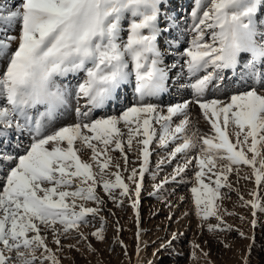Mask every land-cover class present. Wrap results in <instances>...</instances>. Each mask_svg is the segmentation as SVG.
<instances>
[{
    "label": "snow or ice",
    "instance_id": "1",
    "mask_svg": "<svg viewBox=\"0 0 264 264\" xmlns=\"http://www.w3.org/2000/svg\"><path fill=\"white\" fill-rule=\"evenodd\" d=\"M169 7V0H0V59L7 58L0 71V264H60L57 253L77 249L88 235L104 242L107 221L101 212L108 200L118 207L128 200L139 224L154 139L173 145L158 167L183 157L154 188L192 183V211L201 227L216 218L218 223L207 224L214 234L233 230L224 215L234 213L218 203L227 195L221 189H232L228 177L234 171L251 167L258 188L244 206L253 209L256 225V212H264L258 190L264 186V22L258 19L264 0H192V24L185 30L191 40L183 48L172 35L181 17ZM165 35L172 37L167 47L175 49L171 64L160 48ZM238 69L246 90L228 101L207 98L209 86L223 83L226 70ZM174 84L190 88L192 99L166 108L146 102ZM129 85L136 103L119 115L92 117ZM71 97L77 122L47 131ZM191 105L201 109L211 134L194 128ZM134 147L140 167L129 170L125 149ZM116 150L123 154V170L113 163ZM189 168L194 175L185 181ZM122 171L130 174L125 178ZM89 201L95 206H87ZM95 219L100 228L85 234L81 226ZM70 238L76 243H62ZM120 244L127 255V245ZM88 248L96 251L90 243ZM192 249L193 259L199 258L197 249L208 256L198 244ZM139 251L137 246V256Z\"/></svg>",
    "mask_w": 264,
    "mask_h": 264
},
{
    "label": "rangeland",
    "instance_id": "2",
    "mask_svg": "<svg viewBox=\"0 0 264 264\" xmlns=\"http://www.w3.org/2000/svg\"><path fill=\"white\" fill-rule=\"evenodd\" d=\"M170 1H173L170 3L171 8L175 7L176 8L175 10L178 9L180 10L182 8L181 10L182 13L180 12L177 15L178 17H181L179 29L175 30L176 32L175 35L173 36H179V39L181 41V48L187 47L189 46V41L191 40V34L186 33L185 30L189 28L190 25L192 24V20L189 15L192 8V0H170ZM187 1L188 2L190 1L189 6L186 7L185 4L183 8L182 5H184V3ZM258 19L261 22H264V9H262L261 12L259 13ZM125 26H127V24H125ZM167 40H168L167 38L164 39L163 37L160 39L159 42L160 48L167 49L170 51L172 49H169L167 47ZM12 46L15 48L16 45L13 44ZM247 58H248L247 54H244V59ZM239 71L240 70L238 69L237 74H233L231 70H226V72L224 73L226 78L223 81V83L219 85L214 83L209 86L207 91V98L208 99L215 98L222 101H228L233 94H237L239 92L246 90L245 84L239 77ZM201 75H203V73H201ZM76 82H77L76 79H72L73 84H75ZM65 83H67V81H65ZM229 85L231 87L236 88L237 90L229 91L227 88ZM178 87H179L178 90H180V86ZM124 98H126V96H124ZM137 99L138 98L136 97V95L133 94V102L129 103L127 99H124L125 101H127V105L119 109L118 111L107 110V112H102V110H95L92 114V117L96 118L106 114L119 115L123 109L130 107L132 104L136 103ZM81 102H83V100H81ZM146 102L150 103L149 99ZM110 103L111 102L107 104L106 108L109 106ZM175 103L176 101H171L170 103L165 104L163 106L167 107ZM76 106H77V101L75 97H71L69 99L68 107L62 110V112L60 113V119L50 123V126L47 128V131L52 132L61 126L70 125L77 122L78 117L75 112ZM40 110L42 111L43 109ZM190 114L191 117L193 118L194 128L198 129L201 135L211 134L210 124L205 120V118L202 115L201 109L197 105H191ZM156 127L159 132V125H156ZM24 142L29 143L27 137L24 138ZM155 143L157 145H160L158 140L156 139L153 140V144ZM160 147L163 150L161 149V152H159V155L162 156L161 158L159 157V159H165L167 158L168 153L172 150L173 145L169 144L167 147L160 145ZM151 149L153 150V148ZM133 150H135V147L132 150H129L127 148L125 149L126 152L128 151L127 152L128 168H130V166L134 167L135 163H138V159L136 158L137 152L136 150L135 151ZM90 154H91L90 151L85 152L83 154V158L88 159ZM129 154L131 156H129ZM111 155L113 156V163L114 164L119 163L121 166V170H123L124 167L123 154L120 153L118 150H116L113 151ZM133 155L135 156L132 158ZM134 158L136 160H134ZM177 163H183V157L178 156L177 159L173 160L171 163H164L159 165V168H158L159 163L155 162L151 167V170L153 173L159 171V173H157L159 175V179L156 180L157 181L162 180L160 181L162 183L164 181L163 179L169 176L168 174L173 173ZM111 171L115 172L116 169L113 167L111 168ZM164 172L166 176L164 175ZM186 173L187 174H185L184 177L187 176V179L184 180L190 181L193 178L194 169L189 168ZM245 177H250V178L246 179ZM228 180L232 184V189L231 190L227 188L221 189V191L223 193H226L227 195L222 202H218V203H220L222 209H226L227 212L234 213L233 215H227V214L224 215V220L227 222V224L233 226V230L227 232H218L215 234L208 231L207 224L218 223L216 218L214 217L209 218L206 222H203L204 227H201L200 225L202 221L200 217L195 215L192 211L193 195L190 189L193 186V184L188 182L169 183V185L176 193V195L177 196L181 195L180 200L184 199L183 201L181 200L182 201L181 204L183 205L181 210L184 211L187 210L189 216L192 215L191 217L192 219H194L195 222L189 228L188 238L185 239L183 243H179V246H176V249L175 247L172 250L170 249L169 253L171 252L173 255L171 256L167 255V259H166L167 264H245V259L247 260V264H264V212H260V211L256 212L255 219L257 222L256 225L253 226V224L251 223V221L254 219L252 215L253 209L244 206L245 201L253 199L252 192L253 190H256L258 188V186L255 184L253 171L249 166H241L239 174H237L234 171L228 177ZM143 183L144 184L141 192L142 195H144L143 189L145 191L146 189L145 187H147V189L151 187L148 186V183H146V185L145 182ZM258 190L261 200L262 202H264V186L259 187ZM101 195L104 194L101 192ZM105 199L106 200L108 199L107 196H105ZM87 206H95V204L89 201L87 202ZM140 207L142 211L140 213L139 222L142 225H146L147 222L153 220L152 222H156V224L160 223L156 229L163 230L162 223L165 222L164 219L167 216V213H161L158 216L145 218L146 211L143 209H146L147 207L144 206L143 200L141 201ZM105 208L107 210L102 211L101 215L107 221V223L105 224V235L107 237L106 240L104 242H100L95 237L88 235L87 242L81 241L77 245V249L79 250L65 247L63 252L57 253V255L60 257V264H124V263L135 264L134 261L135 259H133L136 257L135 244H133L132 242L134 239L133 229L136 219L133 208L130 205V202L126 200L123 207H118L115 204H113L111 200H108ZM150 211L151 210H149V212ZM117 221L119 223V228L121 229L119 231L117 230ZM100 226H101L100 220L95 219L93 221V225L87 227L82 225L81 228L82 231L85 232V234H89L92 231H95L96 229L100 228ZM240 232L244 233V237L240 235ZM167 234L166 232L164 233V235ZM72 235L74 236L75 233H73ZM49 239H51V237H49ZM120 241H123V244L127 245V255L125 254V248L121 246ZM62 243L64 245L75 244L76 240L70 238L63 240ZM88 243H90L96 249L95 252H92L88 248ZM193 244L200 245V248H202L204 252L208 253V256L204 257L197 249L196 255L199 258L193 259L190 255V253L193 250L192 249ZM50 247L55 249L56 246L54 244H50ZM151 247L152 245H150V248L145 250L144 256L147 258L151 256ZM37 255H40V253L38 252ZM129 257L131 259H129Z\"/></svg>",
    "mask_w": 264,
    "mask_h": 264
},
{
    "label": "bare ground",
    "instance_id": "3",
    "mask_svg": "<svg viewBox=\"0 0 264 264\" xmlns=\"http://www.w3.org/2000/svg\"><path fill=\"white\" fill-rule=\"evenodd\" d=\"M171 2H173V1L169 0V3H171ZM189 3H190V1L185 2L184 5H182V7L184 8L185 4H186V7L189 6ZM172 8H173V10H172ZM172 8L170 5V7L166 9V11H168L170 14H173L176 16L182 10V8L180 10L179 9L175 10L176 9L175 7H172ZM175 32L176 31L174 30L172 35H175ZM165 36L166 37L163 36V38L164 39L167 38L168 39L167 42L170 41L172 38L169 35H165ZM13 49H14V47H13ZM161 50L163 52H165V57H164L165 63L171 64L173 62V56L169 53L175 52V49H172L170 51L167 49H161ZM6 64H7V58L6 57L3 59H0V71H3ZM80 77L81 78L83 77L82 73L80 74ZM182 83L186 85L188 83V80L185 79L184 81H182ZM178 86H180V85L174 84L172 87H170V89L168 91L162 93L160 96L150 98L149 99L150 103L156 104L158 106L166 107L163 105L168 104L171 101H176V103H177V101L182 102L184 100H189L190 98L192 99V90L190 88L180 86V90H178V88H179ZM229 86L227 87L229 91L230 90H232V91L237 90L236 88L231 87V86L229 87ZM258 89H260V87H258ZM177 93H179V94H177ZM133 94H134V92L132 90V85L126 86L123 89V91L120 92L119 99L115 103L111 102L107 108H106V106H107L106 105L105 108L102 109V112H107V110L108 111H118L119 109H121L127 105V101H125L124 99H127L129 103L133 102ZM179 95H180V98H179ZM124 96H126V98H124ZM74 102H75V100H74ZM83 103H84V101L83 102L80 101V104H83ZM151 148H153V150L151 149L152 155L150 157V168H149V172L145 173L144 180H143V182H145V185H146V183H148V186H151V187L147 189V187L144 186L146 189H145V191L143 189L144 195H142V194L140 195L139 212L141 213V211H142L140 206H141V201L143 200L144 206L147 207L146 209H143L146 211L145 218L158 216L161 213H167V216L164 219L165 222L162 223L163 230H159L156 228L159 226L160 223L156 224V222H152L153 220H151L150 222H147L146 225H142L140 222H139V224H137V217L135 215L136 210L133 209L135 219H136L134 229H133V238L134 239L132 242L133 244H135V252H136L135 255H136V257L133 258V259H135L134 260L135 264H150V262H151V264H167V261H166L167 255H169V256L173 255L171 252L169 253L170 249L172 250L174 247L176 249V246H179V243H183L185 241V239L188 238L189 228L195 222L194 219H192V217H191L192 215L189 216L187 210L186 211L181 210L182 206H183L181 203L184 199L183 200L181 199L182 201L180 200L181 195L177 196L176 193L171 188V186L169 185V183L164 184V187L161 189V191L159 190L161 193L154 188V186L161 183L160 181H162V180H160V181L156 180V179H159V175L157 174V173H159V171H156V173H154L155 175H153L151 167L153 166V164L155 162L159 163V161L162 160V159H159V157L160 158L162 157L159 155V152H161L162 148L160 147V145H157L156 143L152 144ZM133 151H135V150H133ZM135 155H136V153H135ZM135 155H133L132 158ZM129 156H131V155L129 154ZM136 158H137V156H136ZM134 160H136V159L134 158ZM134 167L137 169L140 167V161L139 160H138V163H135ZM131 168H133V167L130 166V168H128V169L130 170ZM123 169H124V167H123ZM122 174L126 178L130 173L128 171H122ZM164 175H165V172H164ZM168 175H170V174H168ZM161 176H163V175H161ZM185 177H184V179H187V176H185ZM175 191H177V190H175ZM153 192H155V195H150V193H153ZM149 210H151V211L149 212ZM139 221H140V218H139ZM138 229L142 230L140 232L139 237H137ZM165 232H166V234L168 232V234L164 235ZM174 233L177 235L173 239ZM169 240L172 241L171 245L169 247H167L166 249L157 252V249H160L161 244L166 243ZM150 245H152L151 256H149L147 258L144 256V253H145L146 249L150 248ZM137 246H139V249H140L139 256H137Z\"/></svg>",
    "mask_w": 264,
    "mask_h": 264
}]
</instances>
